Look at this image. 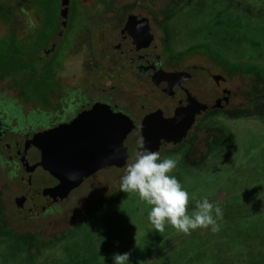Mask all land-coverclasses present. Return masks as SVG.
Returning <instances> with one entry per match:
<instances>
[{
    "label": "rangeland",
    "instance_id": "rangeland-1",
    "mask_svg": "<svg viewBox=\"0 0 264 264\" xmlns=\"http://www.w3.org/2000/svg\"><path fill=\"white\" fill-rule=\"evenodd\" d=\"M175 1L68 0L62 17L59 0H0L11 20L0 18V104L25 125L30 108L57 106L66 87L86 80L132 99L135 78L99 55L116 37L118 7L145 15L152 41H167L173 59L205 56L224 69L227 110L199 118L205 125L189 145L184 132L159 150L177 161L172 175L194 197L189 212L205 196L222 206L220 231L157 232L150 206L120 190L124 171L113 167L75 189L64 210L17 218L6 195L14 183L0 168V264H113L124 252L128 264H264V0Z\"/></svg>",
    "mask_w": 264,
    "mask_h": 264
},
{
    "label": "flooded vegetation",
    "instance_id": "flooded-vegetation-1",
    "mask_svg": "<svg viewBox=\"0 0 264 264\" xmlns=\"http://www.w3.org/2000/svg\"><path fill=\"white\" fill-rule=\"evenodd\" d=\"M116 13L119 18L116 37L105 44L99 57L102 63H106L105 65L111 63L112 68H118L121 72L120 76L135 78L132 85L130 79L125 81L126 85L131 87L129 90L133 88L136 91L135 97L130 99L127 96L125 101H121L113 92V84L106 86L99 81L92 83L86 80L79 87H66L64 93L56 99L57 106L41 108L38 111L30 108L27 118H31V121L25 125L18 123L21 114H17L19 117L16 114H8L0 104V168L8 180L14 183L15 191H8L6 195L17 218L25 219L64 210L65 207L61 206L77 196L72 192L93 174L111 167L116 168L117 171L122 169L125 171L126 165L134 160L138 150H132L123 159H116L115 163L93 170L68 190L59 191L60 181H54L52 184L46 181L45 189L37 186L23 192L20 151L33 132L50 128L59 122L66 123L83 110L85 115L89 116L92 108H100L107 115L120 113L135 129H142L146 147L159 151L164 146L171 145L173 133L178 128L185 129L184 136H189L187 140L189 145L192 136L195 137L205 125L201 122L202 119L207 118V115L214 111L227 110L231 105V92L223 75L224 69L216 65L214 68L217 71H213L207 63L209 59L205 56H199L197 58L201 59L182 64V57L175 60L170 56L167 41L165 45L164 41H152V39L131 41L129 35L141 25L140 18H146L150 32L148 18L123 7H118ZM129 14L134 15L132 21L128 19ZM54 51L55 45L51 44L45 51L46 57L50 52H53L51 55L55 54ZM201 117L202 119L198 120ZM2 189L3 187H0V190ZM21 196L24 198L21 199ZM22 201L26 206L19 207V202ZM34 209H37L36 213L27 214L29 210ZM18 210H24L21 211L24 213L22 217Z\"/></svg>",
    "mask_w": 264,
    "mask_h": 264
},
{
    "label": "water",
    "instance_id": "water-1",
    "mask_svg": "<svg viewBox=\"0 0 264 264\" xmlns=\"http://www.w3.org/2000/svg\"><path fill=\"white\" fill-rule=\"evenodd\" d=\"M67 7L68 0H59L60 16L65 17ZM128 19L132 21L134 15L129 14ZM140 21L141 25L129 38L131 41H150L152 35L146 18H140ZM92 109L89 116L83 110L66 123L59 122L31 134L20 151L23 192L37 186L45 189L46 181L51 184L60 181L59 191L68 190L93 170L115 163L116 159H123L138 149L142 129H135L120 113L107 115L100 108ZM184 132L185 129L178 128L171 140H177ZM69 175L73 179H69ZM19 203V207L26 206L23 201ZM21 211L18 210L20 217L24 214ZM36 212L37 209L29 210L27 214Z\"/></svg>",
    "mask_w": 264,
    "mask_h": 264
},
{
    "label": "clouds",
    "instance_id": "clouds-1",
    "mask_svg": "<svg viewBox=\"0 0 264 264\" xmlns=\"http://www.w3.org/2000/svg\"><path fill=\"white\" fill-rule=\"evenodd\" d=\"M137 143L135 158L126 165L121 177L120 190L136 193L150 206L148 220L154 230L164 233L170 225L184 235H191L198 228H210L213 233H218L221 229L219 221L223 219L222 206L205 196L195 199V207L189 212L194 197L172 175L177 161L171 157L162 158L159 151L147 148L143 137ZM69 179L73 176L69 175ZM130 255V252L115 253L113 264H128Z\"/></svg>",
    "mask_w": 264,
    "mask_h": 264
},
{
    "label": "trees",
    "instance_id": "trees-1",
    "mask_svg": "<svg viewBox=\"0 0 264 264\" xmlns=\"http://www.w3.org/2000/svg\"><path fill=\"white\" fill-rule=\"evenodd\" d=\"M178 1L176 0L175 1V3H177ZM172 4H170V5H168L167 7L168 8H173L172 6H171ZM169 9V10H170ZM171 11V10H170ZM8 14V13H7ZM0 18L1 19H3L6 23H7V25L8 26H10V24H11V20L9 19V17H8V15H6V13L4 12V9L2 8V6H1V4H0ZM15 25V21H14V24H13V26Z\"/></svg>",
    "mask_w": 264,
    "mask_h": 264
}]
</instances>
